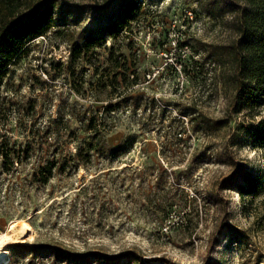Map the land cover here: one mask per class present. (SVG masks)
Segmentation results:
<instances>
[{"label": "rangeland", "instance_id": "rangeland-1", "mask_svg": "<svg viewBox=\"0 0 264 264\" xmlns=\"http://www.w3.org/2000/svg\"><path fill=\"white\" fill-rule=\"evenodd\" d=\"M143 4L148 17L131 31L89 14L56 15L50 28H71L92 50L72 60V45L49 30L1 87L0 230L14 220L29 230L3 245L4 264H254L257 254L264 264V220L254 219L264 211V145L245 129L232 138L251 121L230 114L235 66L220 52L236 39L233 18L209 16L196 0ZM184 24L194 53L185 89L169 65L148 81L165 65L154 53L166 47L165 34ZM31 125L64 142L13 164L12 153L32 142ZM51 165L53 177L43 180L47 169H39Z\"/></svg>", "mask_w": 264, "mask_h": 264}, {"label": "trees", "instance_id": "trees-1", "mask_svg": "<svg viewBox=\"0 0 264 264\" xmlns=\"http://www.w3.org/2000/svg\"><path fill=\"white\" fill-rule=\"evenodd\" d=\"M196 2L209 16H215L217 13L222 16L231 15L233 18L236 39L228 45L220 46L221 54L231 58L235 66V92L230 114L240 116L245 113L251 122L247 127L240 123L239 131L235 132L232 138L237 139L241 129H245L253 138L254 144L264 145V0H196ZM86 14L97 21L112 20L109 28L131 31L144 23L149 13L144 7L143 0H87V2L81 0H0V89L10 77L12 68L28 57L32 48L37 47L36 44L31 46V40L38 41L39 37H45L48 32H51L49 30H52L53 36L60 39L62 43L72 45V60L91 51L93 44L89 41L77 44L76 35L71 28L67 26L50 28L51 20L56 15L70 19L72 16L80 18ZM116 61L118 63V58ZM187 67L188 61L185 62V71ZM5 109L6 103L4 102L0 104V121L4 118ZM34 109L35 107H32L24 112L28 113ZM20 114L23 118L27 116L21 112ZM96 122L97 118L91 117L88 130L94 131ZM203 123H206L209 128H220L224 124L207 120ZM1 131L0 123V136H2ZM28 131L32 142L26 148H19L12 153L13 164L15 161L17 164L24 163L36 155V152L45 153L48 149L51 152L52 147H56L54 149L56 153L65 139V136L59 135L57 131L36 128L35 125H31ZM102 138H105L104 135L99 134L93 137V139ZM88 146L91 147V143H88ZM46 169L47 176L43 180H50L54 173L53 165L40 168L38 174ZM238 174L239 172L234 173L222 182L224 185H232L237 181ZM216 190H218L217 186ZM262 202L264 204V201ZM256 215L254 219L264 220V211ZM226 227L236 236L246 237L247 235L246 231L242 232L232 226ZM32 252L34 254L35 249ZM101 260L106 264L117 263L107 257L96 258V261ZM252 263L263 264L259 254L254 256Z\"/></svg>", "mask_w": 264, "mask_h": 264}, {"label": "built area", "instance_id": "built-area-1", "mask_svg": "<svg viewBox=\"0 0 264 264\" xmlns=\"http://www.w3.org/2000/svg\"><path fill=\"white\" fill-rule=\"evenodd\" d=\"M189 14V19H192V13H188ZM187 31V25H182L180 28H177L176 25L172 26L165 38H166V42H165V48L163 49L162 52L158 53V52H154L157 53V57H166V62L165 65L160 67H153L152 70H150L147 75L146 78L149 80H151L153 77L156 78L158 77V75H161L164 70L165 67L167 65L173 67L174 72L176 73V77H177V87L179 89H181V91H183L185 89V85L187 83V74L185 71V62L189 61L190 58L194 57V53L192 50V47L186 43L185 41H183L184 38V34ZM177 53V58L175 59V61H173L172 59H168V54L172 55L173 53L176 54ZM156 55V54H155ZM161 55V56H160ZM134 77V76H133ZM168 225H171V220L169 219L167 221ZM167 228H169V226H167Z\"/></svg>", "mask_w": 264, "mask_h": 264}, {"label": "bare ground", "instance_id": "bare-ground-1", "mask_svg": "<svg viewBox=\"0 0 264 264\" xmlns=\"http://www.w3.org/2000/svg\"><path fill=\"white\" fill-rule=\"evenodd\" d=\"M28 231L26 220L20 222L14 220V222L9 225L7 232L0 230V264H4L9 257V252L3 249V245L8 242L20 241L25 235L27 236Z\"/></svg>", "mask_w": 264, "mask_h": 264}]
</instances>
